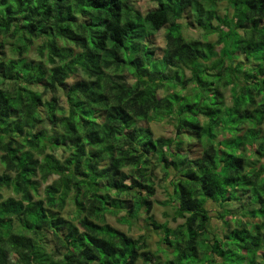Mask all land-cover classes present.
Instances as JSON below:
<instances>
[{
	"label": "trees",
	"instance_id": "1",
	"mask_svg": "<svg viewBox=\"0 0 264 264\" xmlns=\"http://www.w3.org/2000/svg\"><path fill=\"white\" fill-rule=\"evenodd\" d=\"M133 1L0 0V264H264V0Z\"/></svg>",
	"mask_w": 264,
	"mask_h": 264
},
{
	"label": "rangeland",
	"instance_id": "2",
	"mask_svg": "<svg viewBox=\"0 0 264 264\" xmlns=\"http://www.w3.org/2000/svg\"><path fill=\"white\" fill-rule=\"evenodd\" d=\"M134 5L136 6V8H138L141 12L146 13L148 10H150L151 8H154L156 5L154 2L150 1V0H134ZM225 7H226V2H222L220 4V12L224 13L225 12ZM186 23H189L190 21H192V14L189 11L186 14V18L184 20ZM184 23V22H183ZM184 33L186 35V37L191 38V37H200L201 36V31L200 29H198L195 25L191 24V25H184ZM165 28H162L161 30H159L158 32L155 33L154 35V42L156 47H158L157 52L159 54L162 53V49L163 47H165L166 45V40L164 38V32H165ZM216 35H212L210 36L211 40H215L216 39ZM2 40V37L0 35V41ZM13 41L12 38H9L6 44V53L8 54V57L10 56H14V53L11 52L10 50V43ZM41 44V42H40ZM37 42L36 46H33L29 53H28V57L30 59H38V55H37V46L40 45ZM84 79V77L81 74H75L73 77H71L68 82L69 83H74L77 80H82ZM141 125H145V126H149L152 131L157 135V136H169L173 134V126L170 123L169 120H162V121H153V122H142ZM69 155V152H62V151H58V153H56L57 157H67ZM160 176L161 174L159 173L157 179H156V194L152 197V200L154 201V205H153V214L155 216V219L159 222V223H164L166 221L169 222V224L172 227H177L178 224L182 223L183 220L179 219L178 221H175L174 219H172V216L174 214V209L167 205L165 203V201L168 199V195L166 194V192L164 191V189L162 188V186L160 185ZM58 178L57 175H52L48 181L46 183L42 184L41 188H44L45 185L47 183H51L54 179ZM242 209V206L240 204H236L233 206V211L235 214L239 213L240 210ZM69 210H71V206L68 208L66 207L64 214L67 215ZM125 213V211L121 212L120 215H113V214H108L107 215V222L119 229L122 230L126 233H128L129 235H132L133 237L137 238L142 234L147 235L148 238V244H149V249L153 252H157L161 247V243H160V238L161 235L158 233V231H155L154 229L150 230L149 226L147 225V223L144 222V217L141 216L139 220H135L133 225H129L128 223H124L122 221H120V216L123 215ZM140 264H142V262H140Z\"/></svg>",
	"mask_w": 264,
	"mask_h": 264
}]
</instances>
